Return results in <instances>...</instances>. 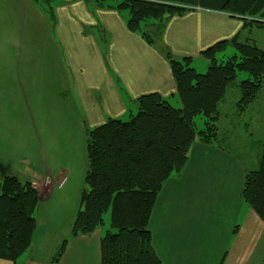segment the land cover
<instances>
[{"label": "crops", "instance_id": "crops-1", "mask_svg": "<svg viewBox=\"0 0 264 264\" xmlns=\"http://www.w3.org/2000/svg\"><path fill=\"white\" fill-rule=\"evenodd\" d=\"M225 1L198 0L182 15L167 19L160 36L150 44L127 28L123 11L99 7L87 0H54L56 24H51V31L71 78L68 90L73 108L66 115L73 128L87 130L108 118H124L141 94H173L175 82L163 48L176 57H191L193 67L203 71L207 68V60L200 54L203 49L237 33L246 40L252 33L264 30H242L241 17L221 9ZM249 17L264 20V0L255 1ZM71 116L78 119L72 120ZM231 122L234 121L230 119L228 128H223L219 117L217 140L213 143L194 141L185 166L169 176L157 194L147 227L152 246L165 264H264V221L241 194L245 172L252 164L246 163L250 159L246 151L232 145L237 142L228 143L236 133L235 122ZM5 124V116L1 115L0 179L6 174L24 175L21 161L15 156L20 139L14 133L19 131L14 125L10 127V150L6 154ZM236 137L239 139L237 133ZM263 139L264 134L259 140L260 149ZM245 142L240 141L242 146ZM53 159L50 156L48 163ZM50 170L47 166L40 179L33 174L24 177L37 188L39 200L48 201L57 192L54 203L61 204V209L51 211L57 220L67 214V225L72 224L84 186L67 193L68 176L55 181ZM63 178L65 181L59 186ZM187 191L195 203L189 200L175 205L172 196ZM197 200L203 203L198 205ZM36 221L30 246L15 261L0 258V264L50 263L60 245L53 250L46 247L42 252L37 242L49 224L46 220ZM104 232L99 227L89 234L70 235L57 264H101L100 241ZM198 239L216 240L206 254L200 252L203 242Z\"/></svg>", "mask_w": 264, "mask_h": 264}, {"label": "trees", "instance_id": "trees-1", "mask_svg": "<svg viewBox=\"0 0 264 264\" xmlns=\"http://www.w3.org/2000/svg\"><path fill=\"white\" fill-rule=\"evenodd\" d=\"M49 8L52 26L56 15L53 0H35ZM96 6L126 10V26L152 44L160 36L164 22L182 15L198 0H87ZM256 0H226L222 10L242 19L244 29L263 28L264 20L252 19ZM51 7L52 10H51ZM47 11V9H46ZM250 18V19H249ZM159 21L153 27V20ZM228 46L232 54L219 60ZM163 54L175 82V92L139 95L128 118H108L86 130L87 167L80 207L70 226V235L89 234L104 224L109 212V228L100 241L101 264H165L151 243L148 219L157 194L173 173L186 164L194 141L217 140L220 117L218 104L227 86L240 71L247 76L238 82L235 103L242 113L259 95L264 79V48L239 33L203 49L205 72H198L189 56L176 57L167 48ZM171 100L178 102L174 105ZM204 117L203 127L195 117ZM259 163L247 169L241 194L243 200L264 221V139ZM38 190L30 180L15 174L0 179V258L15 261L31 244L37 228L34 209ZM67 238L61 242L49 264H57Z\"/></svg>", "mask_w": 264, "mask_h": 264}, {"label": "rangeland", "instance_id": "rangeland-1", "mask_svg": "<svg viewBox=\"0 0 264 264\" xmlns=\"http://www.w3.org/2000/svg\"><path fill=\"white\" fill-rule=\"evenodd\" d=\"M53 2L54 0L51 2L52 6ZM49 8L48 5L45 7L35 0H0V116L4 115L6 119V154L10 150V127L14 125L16 132L19 131L14 133L16 136L19 134L20 139V148L16 149L15 156L21 161L22 174H33L34 178L40 179L46 174L48 166L51 168L53 180L68 176L70 184L67 182L65 188L69 193L77 191L80 185H85L83 176L87 167V135L86 130L82 128L74 129L73 124L69 123V116L66 115L69 108H73L68 90L71 78L51 31ZM123 12L128 14L126 10ZM153 21V27L148 26L151 29L159 23L155 19ZM250 37L258 46L264 48V30L252 33ZM232 52L234 48L228 46L217 58L225 59ZM205 70L206 67L198 72ZM246 76V72L240 71L236 79L227 86L226 93L218 104V110L223 128L229 126L230 119L235 122L234 131L239 139L235 133L228 143L237 142L232 145L249 154L250 159L246 160V163L252 164L249 166L251 169L258 165L262 149L259 140L264 134V79L256 100L245 111L238 113L235 108L239 98L238 82ZM171 102L178 105L175 100ZM71 118L78 119L76 116ZM127 118L128 115L124 117ZM203 121L202 115L196 116L195 126L203 127ZM243 140H246L245 146L240 143ZM50 156L54 158L52 163H48ZM24 175L18 177L26 180ZM56 194L57 192H54L48 201L39 200L34 209L36 220H46L49 224L48 231L44 232L37 242L42 252L46 247L48 250L55 249L64 238L70 236L71 223L67 225V214L64 219L57 220L51 211L61 209V204L54 203ZM172 198L175 199V205H184L189 200L194 202L188 191L186 194H175ZM202 203L203 201L197 200L198 205ZM100 227L104 231L109 228V212L105 213L104 224ZM198 240L203 242L200 252L208 254L212 248L211 242L216 239Z\"/></svg>", "mask_w": 264, "mask_h": 264}, {"label": "built area", "instance_id": "built-area-1", "mask_svg": "<svg viewBox=\"0 0 264 264\" xmlns=\"http://www.w3.org/2000/svg\"><path fill=\"white\" fill-rule=\"evenodd\" d=\"M65 178H63V180H64ZM63 180L59 183V186H61V184L63 183Z\"/></svg>", "mask_w": 264, "mask_h": 264}]
</instances>
